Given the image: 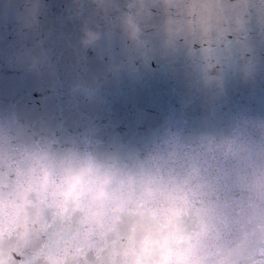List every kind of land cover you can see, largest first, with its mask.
I'll use <instances>...</instances> for the list:
<instances>
[{
	"label": "clouds",
	"instance_id": "clouds-1",
	"mask_svg": "<svg viewBox=\"0 0 264 264\" xmlns=\"http://www.w3.org/2000/svg\"><path fill=\"white\" fill-rule=\"evenodd\" d=\"M41 0H26L20 27L38 23ZM204 0H186L164 19L166 44L191 49L207 39ZM113 9L110 28L130 76L155 58L139 16ZM244 28L233 20L221 41ZM152 31V30H151ZM82 49L101 39L84 19ZM202 50V49H201ZM14 63L38 72L42 55ZM92 99L96 89L76 84ZM0 264H264V119L239 115L227 134L187 133L167 119L139 145L92 133L61 140L0 116Z\"/></svg>",
	"mask_w": 264,
	"mask_h": 264
},
{
	"label": "water",
	"instance_id": "water-1",
	"mask_svg": "<svg viewBox=\"0 0 264 264\" xmlns=\"http://www.w3.org/2000/svg\"><path fill=\"white\" fill-rule=\"evenodd\" d=\"M139 0H41L38 23L20 27L26 0H0V116H15L31 132L44 130L61 140L92 133L105 143L139 145L167 119L187 133L227 134L235 118L264 119V0H221L237 11L213 18L211 45L191 49L166 44L164 19L175 14L168 0H142L149 11L139 23L155 58L148 70L130 76L119 68L122 45L110 28L113 9L137 14ZM84 19L100 24L101 39L82 49ZM233 20L244 28L221 41L215 31ZM152 30V31H151ZM218 49L209 60L202 48ZM17 53L42 55L38 72L14 63ZM76 84L96 89L90 100Z\"/></svg>",
	"mask_w": 264,
	"mask_h": 264
},
{
	"label": "snow or ice",
	"instance_id": "snow-or-ice-1",
	"mask_svg": "<svg viewBox=\"0 0 264 264\" xmlns=\"http://www.w3.org/2000/svg\"><path fill=\"white\" fill-rule=\"evenodd\" d=\"M168 2L172 5H175L177 7L178 12L182 14V11H183L182 6L186 3V0H168ZM204 3L206 5H209V4L211 5L210 8L206 6L201 11L200 23L203 25L204 30L206 32L213 18L220 19L226 14H231L237 11L235 7L217 6L221 4V0H204ZM204 43L211 45L212 42L211 40L201 42V44H204ZM201 53L204 55L206 59H209V60L216 59L220 55L218 49H213L211 47L202 48Z\"/></svg>",
	"mask_w": 264,
	"mask_h": 264
}]
</instances>
